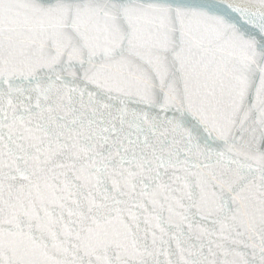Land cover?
<instances>
[{"label":"snow or ice","instance_id":"1","mask_svg":"<svg viewBox=\"0 0 264 264\" xmlns=\"http://www.w3.org/2000/svg\"><path fill=\"white\" fill-rule=\"evenodd\" d=\"M0 264H264V0H0Z\"/></svg>","mask_w":264,"mask_h":264}]
</instances>
